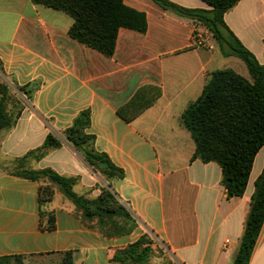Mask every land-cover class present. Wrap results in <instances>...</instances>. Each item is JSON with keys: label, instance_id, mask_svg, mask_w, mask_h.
Returning a JSON list of instances; mask_svg holds the SVG:
<instances>
[{"label": "crops", "instance_id": "obj_1", "mask_svg": "<svg viewBox=\"0 0 264 264\" xmlns=\"http://www.w3.org/2000/svg\"><path fill=\"white\" fill-rule=\"evenodd\" d=\"M124 1L146 13L148 29L120 28L108 57L70 36L74 18L68 13L32 0H0V80L22 101L15 125L0 130V256L73 251L75 264H119L112 260L116 251L148 233L150 264H233L264 169V146L245 193L228 196L220 164L193 158L196 145L181 115L212 71L231 67L250 78L248 66L224 55L199 22L154 0ZM171 1L209 9L203 0ZM224 19L264 64V0H240ZM28 84L37 86L31 99L17 88ZM140 89L142 101L156 100L128 122L118 109ZM84 109L91 110L87 131L96 150L106 152L123 177L94 171L65 139L64 130ZM49 133L63 145L30 166L79 177L74 190L91 198L109 187L138 221L132 232L102 234L59 192L50 204L56 228L41 229L40 181L14 175L11 167ZM249 264H264V223Z\"/></svg>", "mask_w": 264, "mask_h": 264}, {"label": "trees", "instance_id": "obj_2", "mask_svg": "<svg viewBox=\"0 0 264 264\" xmlns=\"http://www.w3.org/2000/svg\"><path fill=\"white\" fill-rule=\"evenodd\" d=\"M35 3L62 10L74 18L70 36L111 57L116 50L120 28L126 27L145 33L148 29L146 13L139 11L124 0H32ZM163 9L204 25L212 33L222 53L235 55L247 64L250 78L231 67L216 69L209 75L202 94L190 102L181 115L182 124L190 131L196 148L193 158L204 162H217L222 167V182L228 196L243 195L247 189L256 155L264 146V64L260 63L233 33L224 15L240 0H203L209 9L190 8L171 0H154ZM36 85H17L28 99ZM141 89L118 109V114L130 122L155 100L142 101ZM160 94V88H158ZM157 94V95H158ZM156 95V96H157ZM22 101L17 93L0 80V130L15 125ZM12 105L13 110L9 109ZM17 109V110H16ZM91 125V110L84 109L64 130L67 141L84 156L94 171L107 179L123 177L125 172L113 163L106 152L95 148V135L87 130ZM63 145L61 138L49 133L44 143L18 158L11 173L40 181V227L42 230L56 228V214L50 208L59 192L74 205V213L86 224L109 237H119L132 232L138 221L115 192L102 186L94 198L74 190L79 177L59 174L51 168L34 169L33 159H39L50 150ZM264 223V169L255 182V191L233 264H249ZM153 238L145 233L135 242L118 249L113 261L119 264H150ZM3 255L0 264H23L26 256ZM62 259L51 264H75L73 251L59 254Z\"/></svg>", "mask_w": 264, "mask_h": 264}, {"label": "rangeland", "instance_id": "obj_3", "mask_svg": "<svg viewBox=\"0 0 264 264\" xmlns=\"http://www.w3.org/2000/svg\"><path fill=\"white\" fill-rule=\"evenodd\" d=\"M16 93L18 94V91H16ZM0 168L2 167L0 166ZM61 259L62 256L60 255L32 256V257L26 256L23 260V264H51V263L59 262Z\"/></svg>", "mask_w": 264, "mask_h": 264}]
</instances>
